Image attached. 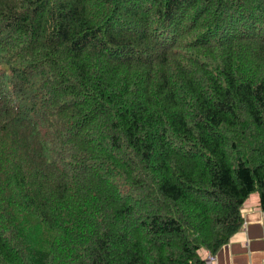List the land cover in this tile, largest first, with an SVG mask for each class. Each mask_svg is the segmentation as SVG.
I'll list each match as a JSON object with an SVG mask.
<instances>
[{
	"label": "trees",
	"instance_id": "1",
	"mask_svg": "<svg viewBox=\"0 0 264 264\" xmlns=\"http://www.w3.org/2000/svg\"><path fill=\"white\" fill-rule=\"evenodd\" d=\"M264 210V0H0V264H206Z\"/></svg>",
	"mask_w": 264,
	"mask_h": 264
},
{
	"label": "crops",
	"instance_id": "2",
	"mask_svg": "<svg viewBox=\"0 0 264 264\" xmlns=\"http://www.w3.org/2000/svg\"><path fill=\"white\" fill-rule=\"evenodd\" d=\"M242 228L207 264H264V210L259 198L251 194L241 209ZM204 259L208 253L202 252Z\"/></svg>",
	"mask_w": 264,
	"mask_h": 264
},
{
	"label": "built area",
	"instance_id": "3",
	"mask_svg": "<svg viewBox=\"0 0 264 264\" xmlns=\"http://www.w3.org/2000/svg\"><path fill=\"white\" fill-rule=\"evenodd\" d=\"M213 255L208 254V259H206V264L213 260Z\"/></svg>",
	"mask_w": 264,
	"mask_h": 264
}]
</instances>
